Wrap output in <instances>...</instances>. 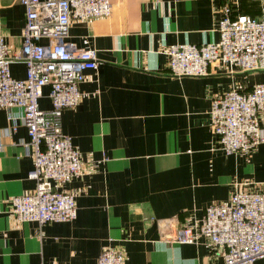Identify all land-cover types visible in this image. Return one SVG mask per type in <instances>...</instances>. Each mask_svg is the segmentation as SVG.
I'll list each match as a JSON object with an SVG mask.
<instances>
[{"label": "crops", "instance_id": "crops-1", "mask_svg": "<svg viewBox=\"0 0 264 264\" xmlns=\"http://www.w3.org/2000/svg\"><path fill=\"white\" fill-rule=\"evenodd\" d=\"M109 2L107 18L72 21L64 39L96 57L95 69L83 72L78 104L60 115L61 133L81 161L79 177L59 188L75 196L71 222L17 223L6 212L5 201L32 191L34 182L19 111L0 109V264H96L105 248H120L124 264H223L203 238L169 239L237 188L264 192V143L225 156L209 126L213 98L264 83V72L213 65L207 76L177 78L168 74L166 50L215 42L223 6L257 17L264 0ZM23 25L20 0H0V36L11 53ZM8 70L13 79L25 76L20 62ZM47 92L42 88L40 110L50 108ZM258 127L264 131V116Z\"/></svg>", "mask_w": 264, "mask_h": 264}, {"label": "built area", "instance_id": "built-area-1", "mask_svg": "<svg viewBox=\"0 0 264 264\" xmlns=\"http://www.w3.org/2000/svg\"><path fill=\"white\" fill-rule=\"evenodd\" d=\"M24 10L20 48L11 53L0 36V109H17L26 130L24 146L32 158L27 177L34 189L8 198L6 212L17 223L71 222L75 218L74 194L61 191L78 178L81 161L69 137L60 130V115L79 102L83 72L96 67L95 51L75 49L64 42L72 21L107 18L109 0H20ZM217 40L199 46L175 44L166 50L168 74L204 77L213 65L240 72H264V9L257 17L234 14L223 6L216 24ZM40 40H45L42 45ZM25 67L21 80L11 78L8 66ZM48 89V110L37 101ZM264 116V83L247 91L231 89L213 98L209 126L216 149L225 156L248 155L264 143L258 122ZM199 238L223 264H252L264 259V192L237 188L227 201L206 207L198 222L178 225L170 242L196 243ZM57 264V263H54ZM96 264H124L120 248H105Z\"/></svg>", "mask_w": 264, "mask_h": 264}]
</instances>
